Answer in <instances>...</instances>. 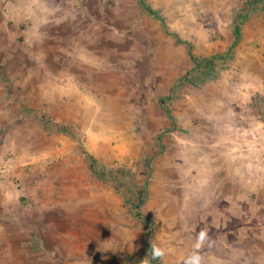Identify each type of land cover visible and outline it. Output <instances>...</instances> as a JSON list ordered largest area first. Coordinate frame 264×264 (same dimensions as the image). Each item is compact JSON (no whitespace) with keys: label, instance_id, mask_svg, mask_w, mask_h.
<instances>
[{"label":"rangeland","instance_id":"rangeland-1","mask_svg":"<svg viewBox=\"0 0 264 264\" xmlns=\"http://www.w3.org/2000/svg\"><path fill=\"white\" fill-rule=\"evenodd\" d=\"M262 128L264 0H0V264H264Z\"/></svg>","mask_w":264,"mask_h":264},{"label":"crops","instance_id":"crops-1","mask_svg":"<svg viewBox=\"0 0 264 264\" xmlns=\"http://www.w3.org/2000/svg\"><path fill=\"white\" fill-rule=\"evenodd\" d=\"M253 118L255 119L254 116H253ZM255 121L256 120H254L253 122H255ZM247 134H248L247 138H246L247 139V145H248L247 150H253L254 147H260V150H264V128H262V129H254L252 131L248 130ZM235 137L236 138L240 137L238 132H235ZM262 166L264 167V158H262ZM253 180H254L253 175L251 176V174H250L249 176H247V184L249 182H253ZM263 180H264V178H263ZM244 188L246 190L250 189L252 192H254V187L252 185H248V186H246Z\"/></svg>","mask_w":264,"mask_h":264},{"label":"clouds","instance_id":"clouds-1","mask_svg":"<svg viewBox=\"0 0 264 264\" xmlns=\"http://www.w3.org/2000/svg\"><path fill=\"white\" fill-rule=\"evenodd\" d=\"M163 255V250L159 249L156 245L152 246V258L156 259L158 257H161Z\"/></svg>","mask_w":264,"mask_h":264},{"label":"built area","instance_id":"built-area-1","mask_svg":"<svg viewBox=\"0 0 264 264\" xmlns=\"http://www.w3.org/2000/svg\"><path fill=\"white\" fill-rule=\"evenodd\" d=\"M6 1L12 3L15 2L16 0H6Z\"/></svg>","mask_w":264,"mask_h":264},{"label":"trees","instance_id":"trees-1","mask_svg":"<svg viewBox=\"0 0 264 264\" xmlns=\"http://www.w3.org/2000/svg\"><path fill=\"white\" fill-rule=\"evenodd\" d=\"M91 168H93V169H94V164H91Z\"/></svg>","mask_w":264,"mask_h":264}]
</instances>
